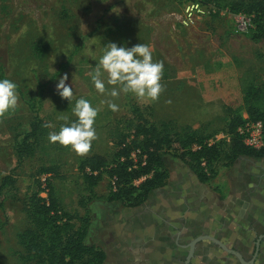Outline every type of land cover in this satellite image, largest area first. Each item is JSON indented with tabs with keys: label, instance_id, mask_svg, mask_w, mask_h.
I'll list each match as a JSON object with an SVG mask.
<instances>
[{
	"label": "rangeland",
	"instance_id": "374dc122",
	"mask_svg": "<svg viewBox=\"0 0 264 264\" xmlns=\"http://www.w3.org/2000/svg\"><path fill=\"white\" fill-rule=\"evenodd\" d=\"M183 3L184 0H0V64L25 97L37 94L38 82L43 85L40 111L50 128L58 131L66 123L61 117H67L68 124L75 122L72 109L81 97L99 109L94 124L97 139L92 141L87 155H77L71 147L57 148L56 143L44 138L21 166H16L13 139L28 128L32 115L18 92L16 109L0 117V180L12 169L15 180L11 192L15 197H0V202L4 201L0 206V264H35L22 259L25 252L18 235L29 227L24 211L26 200L35 192L43 197L48 179L64 212L74 221L84 215L81 201L90 192L98 197L109 193L106 171L102 170L100 181L91 187L81 165L93 155L106 161L112 159L116 148L110 134L124 128L128 102L137 105L157 125L167 124L178 132L187 126L201 127L205 133L221 136L226 132L224 118L228 109L246 115V88L252 85L264 90V38L256 43L249 32H237L233 19L220 11L207 14L195 28L184 29L172 17L181 13ZM108 43L126 48L138 43L150 46L153 62H163L164 66L160 81L164 90L157 101L138 99L132 93L112 98L95 90L88 73L98 64ZM35 45H40L43 52L39 54ZM172 73H180L181 77L197 73L200 79L188 81L185 89L176 84L175 91L169 92L171 83L167 78ZM65 74V83L73 91L71 101L62 99L56 90ZM102 78L110 90L113 86L107 85L106 74ZM105 100H112L119 110L111 111L102 103ZM164 162L174 172V184L179 189L193 185L189 176L183 175L193 171L182 161L166 156ZM46 168H53L54 173L44 174ZM214 172L210 184L216 185L225 198L246 197L248 192L247 199L264 200L258 195L264 190V159L239 157L230 167L215 164ZM174 195L172 198L177 197ZM86 205L95 223L86 242L103 245L110 222H102L101 216L107 205L96 200ZM114 210L111 218L118 224V207Z\"/></svg>",
	"mask_w": 264,
	"mask_h": 264
},
{
	"label": "trees",
	"instance_id": "16d2710c",
	"mask_svg": "<svg viewBox=\"0 0 264 264\" xmlns=\"http://www.w3.org/2000/svg\"><path fill=\"white\" fill-rule=\"evenodd\" d=\"M206 5L216 9H226L231 14L243 13L251 17L250 37L259 43L264 38V0H203ZM35 50L42 53L40 45ZM0 79H8L5 68L0 64ZM43 85L37 83V94L25 97L17 86L16 91L31 113L28 128L15 134L13 152L16 166L31 158L41 140L48 138L53 131L41 116V95ZM245 114L247 120L237 110H227L225 133L227 138L215 140L216 134L205 133L200 127L189 126L175 131L167 124L157 125L144 115L142 110L128 102L124 128L110 134L115 151L110 161L93 155L81 165L85 181L93 187L100 179L102 170L109 178V193L98 197L93 192L81 201L84 215L72 219L64 212L54 188L46 182V197L34 193L26 200L24 209L29 227L18 235L19 245L24 249L22 258L26 263L35 264H103L106 254L102 247L86 242L91 223V209L86 202L113 203L124 208L141 206L149 194L168 183L169 170L164 157L182 161L201 183L210 184L215 176L214 166H232L239 157L263 159L264 147L256 150L245 146L237 129L246 121L261 122L264 137V90L248 86L244 92ZM210 140H214L210 143ZM57 148H62L56 143ZM138 151V153H137ZM135 152L136 161L131 154ZM134 156V153L133 155ZM13 169L11 170V172ZM0 180V197L14 198L15 188L12 173ZM44 174L54 173L53 168L43 169ZM3 200L0 206H3Z\"/></svg>",
	"mask_w": 264,
	"mask_h": 264
},
{
	"label": "crops",
	"instance_id": "0c3cea01",
	"mask_svg": "<svg viewBox=\"0 0 264 264\" xmlns=\"http://www.w3.org/2000/svg\"><path fill=\"white\" fill-rule=\"evenodd\" d=\"M180 75L168 76L169 92L176 84L185 89L188 81L200 79L197 73ZM190 173L183 175L193 185H183V190L169 170L168 183L139 207L106 204L101 219L110 222L107 240L92 243L103 248V264H264V200L247 199L246 190V197L225 198L216 185L201 183ZM258 195L263 199L264 190ZM117 207L118 224L111 218ZM94 227L92 221L88 234Z\"/></svg>",
	"mask_w": 264,
	"mask_h": 264
},
{
	"label": "clouds",
	"instance_id": "9594fccd",
	"mask_svg": "<svg viewBox=\"0 0 264 264\" xmlns=\"http://www.w3.org/2000/svg\"><path fill=\"white\" fill-rule=\"evenodd\" d=\"M163 62H153L150 46L138 43L131 48L117 46L116 43H108L98 64L92 72L88 73L95 90L100 94H106L117 98L121 93L134 94L138 99L157 101L163 92L160 83L163 76ZM107 85L113 86L106 89ZM68 76L65 74L56 85V90L62 99L71 101L73 98L72 87L68 86ZM17 85L9 79H0V117H4L9 111H14L18 105ZM102 103L115 112L119 106L112 100H105ZM73 115L77 118L71 124L67 123V117L58 131L48 133L50 143H59L71 149L80 156L87 155L91 149L92 141L97 139L94 127L99 109L94 108L91 102L83 97L76 100L72 109ZM50 127V125H45Z\"/></svg>",
	"mask_w": 264,
	"mask_h": 264
},
{
	"label": "built area",
	"instance_id": "2783aa9c",
	"mask_svg": "<svg viewBox=\"0 0 264 264\" xmlns=\"http://www.w3.org/2000/svg\"><path fill=\"white\" fill-rule=\"evenodd\" d=\"M218 11H220V14L229 15L233 19L237 32L248 33L252 28L250 16L243 13L231 14L227 10L216 9L213 6L206 5L203 0H184L181 13L172 14V17L182 28L192 29L195 28L198 22L207 14L210 12L216 13ZM243 117L247 120V115ZM237 132L241 136L245 146L256 150L264 147L263 127L261 122H252L248 120L237 129ZM224 138H227V136H215V140ZM213 141L214 140H210V143ZM43 197L45 198L46 194Z\"/></svg>",
	"mask_w": 264,
	"mask_h": 264
},
{
	"label": "flooded vegetation",
	"instance_id": "af4514ba",
	"mask_svg": "<svg viewBox=\"0 0 264 264\" xmlns=\"http://www.w3.org/2000/svg\"><path fill=\"white\" fill-rule=\"evenodd\" d=\"M263 159H264V158H263ZM250 199H251V198H250ZM250 199H249V200H250Z\"/></svg>",
	"mask_w": 264,
	"mask_h": 264
}]
</instances>
